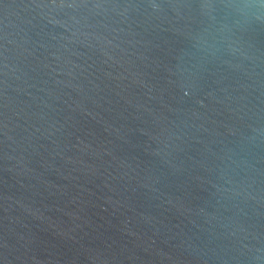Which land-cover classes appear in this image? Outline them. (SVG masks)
I'll use <instances>...</instances> for the list:
<instances>
[{
	"label": "water",
	"instance_id": "1",
	"mask_svg": "<svg viewBox=\"0 0 264 264\" xmlns=\"http://www.w3.org/2000/svg\"><path fill=\"white\" fill-rule=\"evenodd\" d=\"M0 264H264V0H0Z\"/></svg>",
	"mask_w": 264,
	"mask_h": 264
}]
</instances>
